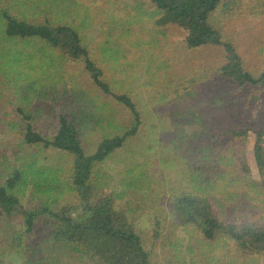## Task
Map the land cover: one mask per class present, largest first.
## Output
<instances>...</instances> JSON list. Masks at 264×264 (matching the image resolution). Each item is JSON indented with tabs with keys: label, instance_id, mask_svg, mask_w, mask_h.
<instances>
[{
	"label": "trees",
	"instance_id": "obj_1",
	"mask_svg": "<svg viewBox=\"0 0 264 264\" xmlns=\"http://www.w3.org/2000/svg\"><path fill=\"white\" fill-rule=\"evenodd\" d=\"M34 1L0 0V34L15 44L38 42L71 64L88 86L90 82L98 94L84 101L83 113H106L118 106L129 119L121 132L93 142L85 139L90 123H79L77 113L58 109L56 128L41 132L35 117L42 103L32 89H21L23 62L9 60L7 72L0 62L4 115L20 118V137L26 145L53 148L70 159L69 180L77 192V201L62 200L66 180L43 164L32 162L24 172L11 171L0 145V215L19 218L23 227L5 252L25 255V264H48L43 244L50 242L51 249L78 248L99 264H257L264 255V240L251 246L237 241L249 233H264V127L254 128L264 111V64L251 66L238 36L242 19L263 22L264 0H76L72 20L54 6L39 9ZM82 16L91 35L81 26ZM146 17L144 26L140 20ZM152 36L166 39L157 42L156 53L171 44L190 52L218 50L222 60L216 71L222 88L210 90L203 86L205 78L201 84L199 78L182 75L161 78L148 87L154 105L187 111L178 127L191 125L194 136L175 140L173 148L193 183L171 198L168 218L160 209L142 219L137 216L139 207L125 208L114 194L99 192V181L106 162L143 124L144 113L133 91L118 74H139L146 66L142 43ZM247 108L249 114L234 115ZM251 134L258 180L246 155ZM74 212L85 218L76 221Z\"/></svg>",
	"mask_w": 264,
	"mask_h": 264
},
{
	"label": "rangeland",
	"instance_id": "obj_2",
	"mask_svg": "<svg viewBox=\"0 0 264 264\" xmlns=\"http://www.w3.org/2000/svg\"><path fill=\"white\" fill-rule=\"evenodd\" d=\"M34 3L39 9L54 6L56 11L64 17H69L70 20L76 10V0H51L46 4L35 0ZM120 6L125 7V4L121 3ZM123 16L126 17L125 14ZM79 19H81V26L86 27V33L91 35V28L86 26L85 17L82 16ZM258 19L260 18L242 19L241 34L238 36L240 44L244 47L247 61L253 67L264 64V20L257 25ZM147 20L148 17L141 19L140 23L145 26ZM169 38H172L171 35ZM159 40L165 42L166 39L163 40L161 36L159 38L152 36L149 41L142 43L146 66L139 74L132 77L118 74V79L132 89L135 101L144 113L143 124L137 134L131 136L132 138L124 148L106 162L99 181V192L114 194L125 208L139 207L137 216L142 219L152 216L160 209L165 210L168 218L171 198L189 189L193 183V180L181 169L182 166L178 163L179 155L173 148L175 140H187L194 136L191 125L186 123L185 128L178 127L185 122V116L182 113L187 111L177 112L173 110V105H161L163 103L154 105L150 102L148 87L152 83L159 82L161 78L168 79L182 75L199 78L201 84V79L205 78L206 82L203 86H211L210 90L216 88V91H219L222 88L216 71L222 60V54L218 50L208 47L190 52L179 44H171L166 46L164 51L156 53L155 51L159 49L157 43ZM21 52H24L22 56L19 55ZM17 59H21V63L23 62L25 66L19 74L24 87L21 89L23 91L25 88L32 89L37 101L42 103L41 114L35 117L36 126L40 127L41 132L47 133L43 130L52 131L56 128L54 121L58 109L77 113L79 123H90L92 130L85 139L90 138L93 142L99 141L106 135L121 132L128 124V113L118 106L106 113L101 110L96 114L90 112V116L88 112L83 113L86 104L84 101H90L98 94L90 82L88 86L86 81L82 80L81 74L73 70L71 64H65L52 56L41 48L38 42L31 45L15 44L0 34V62L5 64L3 71H9V60ZM225 85L230 86L231 83H225ZM4 106L6 104L2 101L0 103V137L3 141L0 145L5 153V166L11 171L16 169V171L24 172L32 162H35L37 166L46 165L50 171L56 173V176L67 182V192L62 200L77 201V192L69 180L70 159L53 148L42 150L26 145L20 137L22 125L20 118L14 113L4 115L2 110ZM89 111H92L90 106ZM177 113L181 115L179 120ZM195 113L197 114L198 111ZM249 113L250 109L247 108L234 115L240 117ZM263 127L264 111L260 112L255 120L254 128ZM254 144L255 136L251 134L246 146V155L249 168L252 169V176L258 180V172L252 158ZM74 218L76 221H82L85 217L74 212ZM169 227L172 231L181 232L176 225H169ZM22 228L19 218L14 217L8 220L0 215V264H25V255L5 252L10 248L11 242L20 236ZM249 234L252 240L237 242L251 246L258 245L264 240V233ZM43 245L45 246L43 254L48 264H99L78 248L65 251L56 246L51 249L50 242ZM153 258L157 263L160 262L155 256ZM257 264H264V255L257 259Z\"/></svg>",
	"mask_w": 264,
	"mask_h": 264
},
{
	"label": "bare ground",
	"instance_id": "obj_3",
	"mask_svg": "<svg viewBox=\"0 0 264 264\" xmlns=\"http://www.w3.org/2000/svg\"><path fill=\"white\" fill-rule=\"evenodd\" d=\"M250 240H252L250 234H246L238 239V241H241V242H249ZM253 242H255V240Z\"/></svg>",
	"mask_w": 264,
	"mask_h": 264
}]
</instances>
